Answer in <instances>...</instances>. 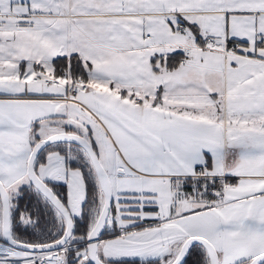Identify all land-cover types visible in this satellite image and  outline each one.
Returning a JSON list of instances; mask_svg holds the SVG:
<instances>
[{
  "label": "snow or ice",
  "instance_id": "1",
  "mask_svg": "<svg viewBox=\"0 0 264 264\" xmlns=\"http://www.w3.org/2000/svg\"><path fill=\"white\" fill-rule=\"evenodd\" d=\"M0 264H264V0H0Z\"/></svg>",
  "mask_w": 264,
  "mask_h": 264
}]
</instances>
